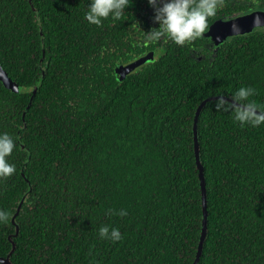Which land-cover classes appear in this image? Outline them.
<instances>
[{"label": "trees", "instance_id": "16d2710c", "mask_svg": "<svg viewBox=\"0 0 264 264\" xmlns=\"http://www.w3.org/2000/svg\"><path fill=\"white\" fill-rule=\"evenodd\" d=\"M140 2L97 26L89 0H0V66L18 85L0 82L16 166L0 178V257L12 264H192L204 213L196 264H264V123L241 126L208 100L248 86L264 108V29L193 64L166 39L147 48L130 21ZM101 225L121 239H101Z\"/></svg>", "mask_w": 264, "mask_h": 264}, {"label": "clouds", "instance_id": "9594fccd", "mask_svg": "<svg viewBox=\"0 0 264 264\" xmlns=\"http://www.w3.org/2000/svg\"><path fill=\"white\" fill-rule=\"evenodd\" d=\"M131 0H89L84 19L90 24L101 25L102 20L111 17L119 20L125 13ZM155 12L154 21L157 26L144 32V39L158 42L163 39L171 40L176 45H184L201 36L208 26V18L217 14L223 0H147ZM253 89L241 86L226 96H214V107L217 111L228 112L234 121L241 126H257L264 123V108L250 99ZM227 97V98H225ZM15 147L14 139L7 132H0V178L8 177L15 171V164L7 157ZM111 211V210H109ZM118 215H126V210H119ZM11 213L0 209V225H7ZM101 239L112 242L121 239L120 230L101 225L98 228Z\"/></svg>", "mask_w": 264, "mask_h": 264}, {"label": "flooded vegetation", "instance_id": "af4514ba", "mask_svg": "<svg viewBox=\"0 0 264 264\" xmlns=\"http://www.w3.org/2000/svg\"><path fill=\"white\" fill-rule=\"evenodd\" d=\"M246 1L249 2L248 3L249 5H245L244 2ZM257 1L258 0H223V4L218 9L217 14L213 17L208 18V26L206 27L205 31L201 34L200 37L195 38L191 42L185 43L182 46L176 45L171 40L166 39L167 46L165 52L170 49H176L177 46L185 50L184 53L185 54L187 53L186 55H189L192 57V59L193 58L195 59V61L194 60L192 61L193 64L206 63L207 62L205 60L206 58L215 57L216 53L218 52V49L222 47V44L226 42L228 39L235 37V36H227L225 39L216 42L213 36L208 34L210 27L217 21L227 22L235 18L245 16L255 11H264V7L259 6L257 4ZM139 5H140L139 10L135 15H133L130 21L132 22L133 26L137 24L136 30L138 29L140 31V34L138 33V35L143 36L144 39V32H147L151 27L157 26V22H155L153 19L155 12L153 8L147 4V0H141ZM262 29H264V26H257L254 27L252 31L262 30ZM151 43L152 42L149 41L145 43L147 44V48L150 47ZM136 44L141 46L139 42H137ZM137 50H139V48H137ZM147 54L150 55L151 57L150 61H152L153 58L157 55L156 51L150 50L147 52L145 51L139 57L145 56ZM137 58H135L134 60H136Z\"/></svg>", "mask_w": 264, "mask_h": 264}, {"label": "water", "instance_id": "95a60500", "mask_svg": "<svg viewBox=\"0 0 264 264\" xmlns=\"http://www.w3.org/2000/svg\"><path fill=\"white\" fill-rule=\"evenodd\" d=\"M257 26H264V11H255L245 16L238 17L227 22L217 21L210 27L208 34L212 35L216 42H219L220 40L225 39L227 36L242 35L245 33H249L252 31L254 27ZM150 58H151L150 55L147 54L145 56L137 58L136 60L129 62L126 65L116 66L114 68L115 77L117 78V80H121L134 68L138 67L141 64L149 62ZM0 82L4 85V87H6L9 90L17 91L18 89V85L7 76L6 72L2 69L1 66H0ZM208 100L209 101L214 100V97H211ZM200 109L201 106H198L195 111L194 119H193V151H194L196 169L198 171V179H199L201 195L202 197H204L205 195L204 177H203L202 166L199 160V150H198L197 136H196V122ZM205 235H206V215L204 213L201 224L200 238L198 239L197 251H196L195 259L192 264H196L198 261V258L202 250V243H203L202 241L203 239H205ZM13 248L14 246L12 245L10 252L13 251ZM0 263L12 264L8 258H2V257H0Z\"/></svg>", "mask_w": 264, "mask_h": 264}]
</instances>
